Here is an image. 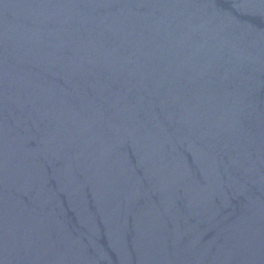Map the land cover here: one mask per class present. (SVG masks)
Here are the masks:
<instances>
[{"label":"water","instance_id":"obj_1","mask_svg":"<svg viewBox=\"0 0 264 264\" xmlns=\"http://www.w3.org/2000/svg\"><path fill=\"white\" fill-rule=\"evenodd\" d=\"M0 264H264V0H0Z\"/></svg>","mask_w":264,"mask_h":264}]
</instances>
